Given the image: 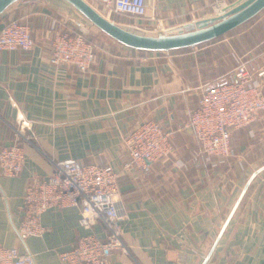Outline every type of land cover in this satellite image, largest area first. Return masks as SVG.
I'll list each match as a JSON object with an SVG mask.
<instances>
[{"label": "crops", "instance_id": "obj_1", "mask_svg": "<svg viewBox=\"0 0 264 264\" xmlns=\"http://www.w3.org/2000/svg\"><path fill=\"white\" fill-rule=\"evenodd\" d=\"M238 1L146 0L145 16L109 18L169 31L213 18ZM12 19L29 24L35 45L0 54V148L14 142L19 114L32 122L35 137L20 140L26 160L19 175L0 170L1 244L33 253L34 264H61L58 252L89 232L79 210L68 207L44 212L41 236L22 241L17 233L28 184L48 177L54 160L73 158L118 173L127 250H117L112 264H204L210 252L206 264H264V169L235 209L250 176L264 166V112L231 131L233 155L226 158H204L187 126L204 88L232 80L241 62L264 70V9L225 35L184 49L140 51L105 42L87 73L50 61L57 30L79 29L63 8L26 2L8 11L0 28ZM144 120L172 132L173 151L125 169L131 159L125 138ZM95 231L105 235L103 224Z\"/></svg>", "mask_w": 264, "mask_h": 264}, {"label": "built area", "instance_id": "obj_2", "mask_svg": "<svg viewBox=\"0 0 264 264\" xmlns=\"http://www.w3.org/2000/svg\"><path fill=\"white\" fill-rule=\"evenodd\" d=\"M85 1L109 20L111 14L133 17L147 14L146 0ZM34 45L28 23L12 19L0 28V54L4 50L28 51ZM51 45V63L73 65L82 73L90 71L99 50V44L86 32L67 27L57 30ZM232 75L230 81L204 88L199 107L192 111L187 124L207 160L232 156L231 131L249 125L259 112H264V70L252 71L241 62ZM14 129V142L0 148L1 173L10 177L19 175L24 168L26 155L20 140L32 143L35 137L32 122L23 114L18 115ZM171 135L155 120L140 122L125 138L131 158L125 169L170 156ZM118 192V173L111 165L82 164L73 158L54 160L51 174L36 178L26 188L18 236L22 241L41 236L45 231L44 212L75 207L80 212V225L89 232L79 236L69 249L58 252L61 264H112L117 250H127L122 239V223L127 220L128 212ZM98 224H103V237L95 231ZM34 262L33 253L0 243V264Z\"/></svg>", "mask_w": 264, "mask_h": 264}, {"label": "water", "instance_id": "obj_3", "mask_svg": "<svg viewBox=\"0 0 264 264\" xmlns=\"http://www.w3.org/2000/svg\"><path fill=\"white\" fill-rule=\"evenodd\" d=\"M30 1L49 2L63 8L93 35L109 42L135 50L156 52L174 51L209 42L247 23L264 9V0H239L213 18L169 31L152 32L130 28L109 20L85 0H0V19L12 8ZM263 169L264 166L250 176L235 209L253 178ZM228 221L229 219L225 227Z\"/></svg>", "mask_w": 264, "mask_h": 264}, {"label": "rangeland", "instance_id": "obj_4", "mask_svg": "<svg viewBox=\"0 0 264 264\" xmlns=\"http://www.w3.org/2000/svg\"><path fill=\"white\" fill-rule=\"evenodd\" d=\"M79 29L86 32L90 38L94 39L99 45L104 44L105 42H109L103 38H100L98 36L93 35L91 32H89L87 29H85L82 25H78Z\"/></svg>", "mask_w": 264, "mask_h": 264}]
</instances>
